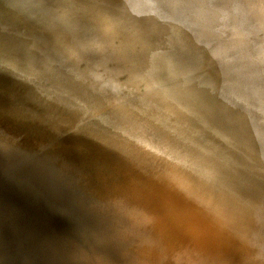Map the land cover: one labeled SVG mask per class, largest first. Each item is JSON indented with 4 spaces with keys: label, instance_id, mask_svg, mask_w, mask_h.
<instances>
[{
    "label": "water",
    "instance_id": "water-1",
    "mask_svg": "<svg viewBox=\"0 0 264 264\" xmlns=\"http://www.w3.org/2000/svg\"><path fill=\"white\" fill-rule=\"evenodd\" d=\"M161 173L264 234V0H0V264H176L115 241L129 200L96 219L116 181L160 214ZM228 230L264 264V237ZM80 234L102 257L53 258Z\"/></svg>",
    "mask_w": 264,
    "mask_h": 264
},
{
    "label": "bare ground",
    "instance_id": "bare-ground-1",
    "mask_svg": "<svg viewBox=\"0 0 264 264\" xmlns=\"http://www.w3.org/2000/svg\"><path fill=\"white\" fill-rule=\"evenodd\" d=\"M79 132L85 133L83 128H81ZM117 137L122 139L120 138L119 134H117ZM118 142L121 143L122 140H118ZM141 142L142 141H139L138 144L141 147H146V142H144L145 145L141 144ZM108 145L112 149L116 150L119 147H115V145L110 143H108ZM97 151L100 152L102 149L96 148V152ZM117 152L120 155L125 153V151L122 149L117 150ZM105 157L112 159L117 163L121 162L117 155L114 156L113 154L106 153ZM131 168L135 169L134 166H131ZM161 175L163 177H159L162 180L154 175V177L160 180V183L153 177L144 176L150 189V192L147 196L158 194L162 199V201L159 202V204L163 202L160 214L157 213L155 209L154 211H147L149 214H151L150 216L144 215L141 212H137V210L143 207H137L138 198L140 195H144V192L146 191L143 190V188H141L142 186H140L138 183L124 182L120 184L118 181H116L114 184H112V186L108 185V187L111 186V188H113V191H118L121 194V198H119L117 202L115 198L114 200L110 198V192L108 193L109 202L105 198L96 199L98 201L97 205L101 210H104L106 207H108L110 202H114L121 207H127L125 206V203L127 200H129L131 204H129L128 207L132 208L130 211L136 214V216H139L137 219H134L133 223L128 225V228H125V230L121 231L125 239H127L125 242H119L122 246L128 248L127 244H129L135 253L141 256L145 255L147 258L149 257L148 255L151 253V250L158 245L160 248H162V253H164L162 255L164 257L170 258L172 255L176 256L178 251H182L183 249H194L199 254H212L215 255V257L220 256L218 259L223 257V259L226 258L229 262L234 260L239 262L240 260L237 257V251L242 250L243 257L241 262H243V264H253V258L249 253L250 250L247 251L245 248V238L242 237L243 241L241 242V245H239L236 243V241L231 239L230 236H232L233 233L228 229L235 228L241 231L245 229L254 239L259 240H261L260 238L264 237V234L249 225L242 224L241 221H238V223L235 222L236 224L227 222L226 219L217 212L213 214L210 213L209 215L206 209L198 205H205L200 201V198L190 194L192 191L190 190L189 185H186L185 183L183 184L180 179L174 180L169 176L163 175L162 173ZM97 178L100 179L102 184H105L108 181L106 177L99 178L97 176ZM146 199L148 205H150L149 198L147 197ZM193 201H196L197 205L196 203H193ZM203 217L205 220L203 219V221L200 223L198 220L202 219ZM213 220L216 222L214 223ZM237 225H239V227ZM148 227L151 228V231H149V229L148 231L153 234V237H151V235L146 232ZM155 240L158 241L156 246L153 244ZM131 241L134 242L133 245L130 244ZM167 241H171V243H166L167 245H165V242ZM250 252L252 253V251ZM178 258L180 259V257ZM157 261L158 260H156V262Z\"/></svg>",
    "mask_w": 264,
    "mask_h": 264
},
{
    "label": "rangeland",
    "instance_id": "rangeland-1",
    "mask_svg": "<svg viewBox=\"0 0 264 264\" xmlns=\"http://www.w3.org/2000/svg\"><path fill=\"white\" fill-rule=\"evenodd\" d=\"M95 211H96V219H103L106 221L105 218H103L102 216L99 215L104 210H102V211L99 210L98 212H97V210H95ZM103 214H105V213L103 212ZM105 215H107V214H105ZM107 218H108V215H107ZM203 219L205 220V218L203 217L202 219H199L198 221L201 223L203 221ZM131 227H133V226H131ZM118 228H119V226H118ZM126 228H128V226ZM85 236L86 235H83V234L79 235V239H78L79 244H76L74 242H68V241L66 243L64 241H62V243H60V244H58V243L52 244L51 245V249H52L51 254L54 256L53 258H55L57 260H63V259H72V258L94 259V258L102 257L100 254L101 250L99 248L103 247V242L95 241V242L89 243L88 246H84L83 244L87 245L88 242L93 238L92 236H90L88 238ZM93 236H95V235H93ZM115 241L119 243L120 240L119 239L117 240V238H116ZM122 241H124V240H122ZM157 243H158V241L155 240V242H153L154 246H156ZM130 244L133 245L134 242L131 241ZM92 246H94V248ZM88 247H91V249H95L98 251L90 250ZM162 247H163V245H162ZM152 250L154 251L153 254L155 253L154 256H152L153 258L155 257V255L160 257L162 254H164V253H162L163 252L162 248H160V246H158V245L155 248H153ZM115 252H117V251H115ZM204 252H206V251H204ZM179 255H181V256H179ZM182 255H183V257H182ZM173 256L174 255H172L170 258H172ZM176 256H177V258H176ZM176 256H174V259H173L174 261H176V264H212V263L213 264H224V263L225 264H229V263L230 264H240V263L243 264V262H241V261L238 262L236 260L229 262L226 258L223 259V257L218 259V257H220V256L215 257V255H212V254H199L194 249H187V250L183 249L182 251H178ZM162 257H164V256L162 255L160 258H162ZM178 257H180V259ZM187 257H189V258H187ZM152 260L156 262V260H154V259H152ZM100 262H102V261H97V264H99ZM78 264H80V263H78Z\"/></svg>",
    "mask_w": 264,
    "mask_h": 264
}]
</instances>
